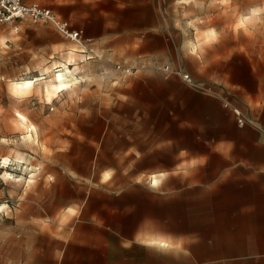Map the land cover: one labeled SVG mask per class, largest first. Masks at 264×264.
Returning <instances> with one entry per match:
<instances>
[{
  "label": "crops",
  "instance_id": "0c3cea01",
  "mask_svg": "<svg viewBox=\"0 0 264 264\" xmlns=\"http://www.w3.org/2000/svg\"><path fill=\"white\" fill-rule=\"evenodd\" d=\"M25 1L83 31L79 43L50 23L32 24L52 56L73 47L116 55L125 37L155 30L161 18L156 0ZM186 32L206 37L180 43L184 68L203 89L167 75L168 63L91 81L73 76L84 92L75 108L99 130L54 145V174L70 181V194L43 209L35 228L55 240L56 264H264V54L240 38L250 30ZM94 95L99 103L88 105Z\"/></svg>",
  "mask_w": 264,
  "mask_h": 264
},
{
  "label": "rangeland",
  "instance_id": "374dc122",
  "mask_svg": "<svg viewBox=\"0 0 264 264\" xmlns=\"http://www.w3.org/2000/svg\"><path fill=\"white\" fill-rule=\"evenodd\" d=\"M156 2L161 16L156 29H145L140 36L125 37L122 52L116 55L111 54L112 51L107 55L90 50L81 53L73 47L67 55L52 56L42 49L41 37L37 36L41 31L31 26L39 22L18 19L13 23H0V264L57 262L55 240L37 236L35 228L43 209L50 212L70 194V181L54 174L59 171L51 163L54 145L67 146V137L72 139L74 133L83 132L85 127L91 134L99 130L94 117H86L83 109L75 108L82 103L84 95L78 90V84L71 81L62 94L48 88L55 74L68 67V62L77 65L71 69L74 77L85 81L93 77L139 74L143 66L148 70L165 63L187 72L181 61V40L206 38L203 35L192 37L186 32V29L203 27L250 30L240 38L251 39L253 55L264 54V0ZM188 44L190 51H199L193 42ZM191 62L188 60V64ZM164 72L180 77L190 88L206 87L189 72L191 82L176 72ZM34 77L38 80L35 79L31 89L15 90L14 81ZM85 86L82 84L80 88ZM99 101V96L94 95L86 103ZM76 167L79 171L85 168L82 164ZM26 232L25 240L33 243H22L21 234Z\"/></svg>",
  "mask_w": 264,
  "mask_h": 264
},
{
  "label": "built area",
  "instance_id": "2783aa9c",
  "mask_svg": "<svg viewBox=\"0 0 264 264\" xmlns=\"http://www.w3.org/2000/svg\"><path fill=\"white\" fill-rule=\"evenodd\" d=\"M18 19H30L34 22L50 23L67 38L79 43H82L84 40L82 30L72 29L69 21L59 18L49 7L42 6L38 3H27L25 0H0V23H13ZM118 68H122V66L118 65ZM162 69L166 72H176L184 79L190 82L192 81L189 73L182 69L174 68L171 64L164 65ZM235 112L238 116L239 123L242 125L245 124L247 118L242 111L236 108Z\"/></svg>",
  "mask_w": 264,
  "mask_h": 264
},
{
  "label": "bare ground",
  "instance_id": "6f19581e",
  "mask_svg": "<svg viewBox=\"0 0 264 264\" xmlns=\"http://www.w3.org/2000/svg\"><path fill=\"white\" fill-rule=\"evenodd\" d=\"M73 76L74 74L70 67H66L63 70H60L55 74L54 81L50 84V86H48L49 90L57 94L59 91L67 89L71 85ZM34 83L35 79L28 78L22 81L18 80L14 82V87L18 92H23L31 89L34 86Z\"/></svg>",
  "mask_w": 264,
  "mask_h": 264
}]
</instances>
